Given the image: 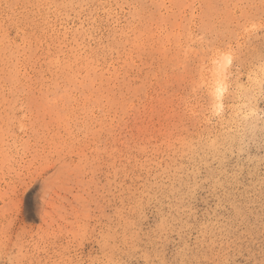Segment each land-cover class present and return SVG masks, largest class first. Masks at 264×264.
<instances>
[{
  "label": "rangeland",
  "instance_id": "374dc122",
  "mask_svg": "<svg viewBox=\"0 0 264 264\" xmlns=\"http://www.w3.org/2000/svg\"><path fill=\"white\" fill-rule=\"evenodd\" d=\"M0 264H264V0H0Z\"/></svg>",
  "mask_w": 264,
  "mask_h": 264
},
{
  "label": "bare ground",
  "instance_id": "6f19581e",
  "mask_svg": "<svg viewBox=\"0 0 264 264\" xmlns=\"http://www.w3.org/2000/svg\"><path fill=\"white\" fill-rule=\"evenodd\" d=\"M8 60V59H7ZM216 79H218V78H216ZM221 82V81H220ZM219 82V83H220ZM224 84H225V82H224ZM219 85V84H218ZM224 86H223V82H222V84H220L218 87H217V92H218V94L220 95L223 91H224Z\"/></svg>",
  "mask_w": 264,
  "mask_h": 264
}]
</instances>
